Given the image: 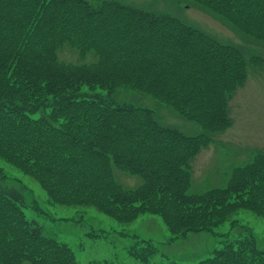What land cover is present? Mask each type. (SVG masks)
I'll return each instance as SVG.
<instances>
[{
    "label": "trees",
    "instance_id": "1",
    "mask_svg": "<svg viewBox=\"0 0 264 264\" xmlns=\"http://www.w3.org/2000/svg\"><path fill=\"white\" fill-rule=\"evenodd\" d=\"M187 1L264 43V0ZM65 49L77 59H63ZM247 77L239 48L167 14L121 0H0V159L36 181L51 205L91 207L124 224L156 215L171 241L214 231L239 210L264 217L259 149L224 187L191 191L192 161L232 127L230 101ZM120 87L153 95L203 132L188 135L149 107L116 102ZM115 169L142 183L123 188ZM13 180L27 188L0 167V264H78L69 244L28 218L25 207L44 211ZM240 236L198 264H264L255 236ZM128 253L165 264L154 261L152 241Z\"/></svg>",
    "mask_w": 264,
    "mask_h": 264
},
{
    "label": "rangeland",
    "instance_id": "2",
    "mask_svg": "<svg viewBox=\"0 0 264 264\" xmlns=\"http://www.w3.org/2000/svg\"><path fill=\"white\" fill-rule=\"evenodd\" d=\"M121 1L178 18L243 52L248 77L245 85L238 89L230 101L229 114L233 125L227 131L217 134L215 142L203 147L191 164V191L201 193L211 188L224 187L234 167L254 161L255 154L250 156V150L259 149L264 155V43L191 1ZM73 52L65 49L60 56L73 61L77 59L76 52ZM98 93L103 96L107 94L105 91ZM112 97L119 103L149 107L154 110L160 123L182 130L188 135L203 132L198 122L184 118L173 107L149 93L120 87ZM263 166L264 164L260 165ZM0 167L9 176L26 184L27 188L23 187L22 190L18 181L11 182L23 191L27 202L33 198L38 199L44 212L39 213L31 207H25L28 218L40 225L46 235L69 244L76 254L78 264L105 259L114 264H142L128 253L129 248L140 240L152 241L158 248L154 261H163L165 264H198L211 257L216 249L242 237V233H252L257 240V247L264 250V217L249 210H239L229 220L215 227L214 231L194 233L186 239L171 241V233L159 216L145 214L130 224H124L91 207L51 205L46 192L31 177L1 159ZM115 178L125 189H135L142 183L140 177L119 169H115ZM259 209L264 211L262 207ZM101 230L107 232L106 237L92 236V233H99Z\"/></svg>",
    "mask_w": 264,
    "mask_h": 264
}]
</instances>
